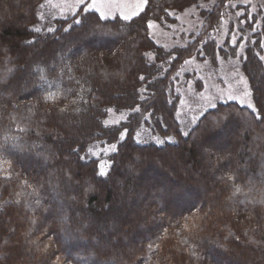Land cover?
I'll return each mask as SVG.
<instances>
[{"label": "trees", "instance_id": "16d2710c", "mask_svg": "<svg viewBox=\"0 0 264 264\" xmlns=\"http://www.w3.org/2000/svg\"><path fill=\"white\" fill-rule=\"evenodd\" d=\"M231 1L145 0L129 20L83 5L41 32L46 0H0V264H264V22L240 65L254 110L219 103L184 134L172 89L186 60L224 55ZM201 5L192 42L151 39ZM113 144L101 177L92 153Z\"/></svg>", "mask_w": 264, "mask_h": 264}, {"label": "rangeland", "instance_id": "374dc122", "mask_svg": "<svg viewBox=\"0 0 264 264\" xmlns=\"http://www.w3.org/2000/svg\"><path fill=\"white\" fill-rule=\"evenodd\" d=\"M83 5H86L87 11H95L103 19L119 17L129 20L143 10L145 0H85L84 4H81L80 0H46L39 10V22L36 28L41 32H52L49 29L55 30L57 20L73 16ZM89 5L95 7L90 8ZM209 8V5H201L176 14V23L168 28L161 27L153 21L149 22L151 39L169 51L184 47L198 35L204 24L202 10ZM263 22L264 0L229 2L225 17L218 30L211 36L216 40L217 45L224 49V55L217 53L216 62L211 63L207 54L200 51L198 56L186 60L180 68L172 89L179 95L176 117L184 134L206 111L219 103L233 101L249 109H255L250 87L241 73L240 65L245 48L248 44L255 43L256 38L253 34L262 30ZM260 35L261 50L256 53L264 62V31ZM230 48L233 52H230ZM126 115V113L119 115L112 113L105 120V125L118 124L126 118ZM163 142H175V140L167 138L160 140L159 143ZM111 151V146L104 148L98 146L92 154L98 156L101 164L106 166L107 155ZM123 243L128 244L126 241Z\"/></svg>", "mask_w": 264, "mask_h": 264}, {"label": "snow or ice", "instance_id": "6c2138e0", "mask_svg": "<svg viewBox=\"0 0 264 264\" xmlns=\"http://www.w3.org/2000/svg\"><path fill=\"white\" fill-rule=\"evenodd\" d=\"M81 4L85 3V0H80ZM90 8L95 7V5H89ZM125 19H128V17H125ZM76 23H80V21H77ZM37 31H39V29H37ZM49 31H54L53 29H49ZM141 79H143V77H141ZM247 95V93H245ZM249 107H251V105H249ZM125 136L124 133H121V139H123ZM111 149L112 151H116V145H111ZM81 159H83V157H81ZM98 175L101 177H107L108 175V171L106 170V166L101 165L100 166V170L98 172Z\"/></svg>", "mask_w": 264, "mask_h": 264}]
</instances>
